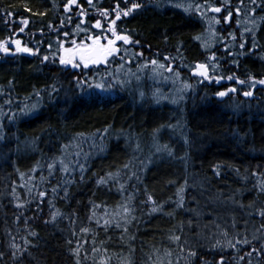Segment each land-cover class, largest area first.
<instances>
[{
	"label": "trees",
	"instance_id": "16d2710c",
	"mask_svg": "<svg viewBox=\"0 0 264 264\" xmlns=\"http://www.w3.org/2000/svg\"><path fill=\"white\" fill-rule=\"evenodd\" d=\"M176 1L178 8L161 0L143 1L142 8L117 23V27L139 39L143 47L136 50L144 52L143 58L135 59L133 48L123 46L121 51L128 48V58L133 60L123 64L124 70L148 65L154 58L169 63L163 60L165 55L174 58L173 71L168 73L183 85L178 101L176 96L170 97L172 102L157 101L159 89L151 93L149 88L139 91L128 83L125 87L120 82H124L122 73L121 80L110 78L111 89L107 92L82 90L76 87L75 70L63 68L58 61L51 62V55L49 62L42 63L41 56L0 53V136L4 137L0 140V251L9 252L8 233L17 235L19 230L16 242L22 243L20 237L26 235L24 217L35 216L29 225L38 236L28 237L35 247L24 254L22 264H75L76 258L69 252L75 245L70 246L66 241L81 237L88 240L84 248L89 253L84 259L81 251V264H100L101 258L104 264H169V260L171 264H188L183 258L186 252L179 251L171 236L180 235L181 242L187 240L203 251L202 246L208 243L206 238L217 231L216 224L231 231L233 220L241 228L245 219H258L249 218L240 204L264 205V193L259 192V182L264 177L251 175L252 171L264 173V97H261L264 93L256 89L254 98H245L239 92L241 86L234 81L200 83L191 72L196 63H207L210 75L235 73L241 79L248 75L264 78V59L260 58L264 56V11L258 9L251 18L234 15L227 24L223 21L209 24L208 17L223 13H206L202 17L184 9L189 3H203V0ZM236 2L232 0L233 6ZM60 3L61 0H0V12L10 11L16 13V18L30 19L25 31L18 33L21 25H5L4 17L0 16V42L20 39L29 47L40 48L41 54H49L47 46L51 42L54 52L59 34L47 24L54 22L58 27L60 19L67 20V14H62L58 7ZM98 3L110 9L115 0H98ZM211 3L218 4L219 0ZM25 6L33 11H46L48 15L22 16ZM89 14L95 17L98 11L92 9ZM76 19L73 14V24L61 31L76 33ZM87 21L89 24L92 18ZM245 28L253 29L258 50L254 56L240 57L237 67L223 49L225 45L233 48L242 33L251 43L252 33L244 32ZM229 32L237 36L236 42ZM83 35L77 33L75 38ZM72 38V35L67 38L59 35L66 45ZM213 53L216 61L209 59ZM115 61L116 58L107 70L100 67L97 74L90 69L85 76L92 83L111 71L115 77L123 63ZM164 72L167 71L161 69ZM185 84L191 87L185 88ZM229 86H236L238 92L225 97L215 95ZM25 104L39 107L33 116L13 121L12 114ZM241 106L250 112L241 111ZM156 144L167 145L171 155L167 151L157 153ZM76 152L80 153L78 157ZM61 159H70L73 165L78 160L86 169L83 180L78 168L71 173L66 199L60 198L62 190L59 196H53L50 190L57 182L63 189L68 180V174L59 170ZM53 160L57 162L56 170L49 177L47 164ZM216 165H220L219 177L212 171ZM102 178L105 183L99 184ZM180 188L183 191L178 193ZM38 189L47 190L48 195L41 205L43 211L36 213L32 198ZM148 195L163 205L162 211L151 212V202L143 203ZM233 195L235 204L229 200ZM180 196H183V208H177L174 203ZM48 200L53 201L54 207ZM16 203L24 207L16 208ZM124 204L135 209L132 214L136 219L127 225L128 232L114 226L107 231L97 227L96 220L103 225L105 219H112L113 224L121 219L116 213L122 212ZM56 209L62 215L55 223L46 225L44 220H51L50 213ZM173 209V215H168ZM19 213L24 215L17 223ZM81 227H87L89 232L72 237V230ZM93 240L100 249L94 254ZM0 264L15 262L6 255Z\"/></svg>",
	"mask_w": 264,
	"mask_h": 264
},
{
	"label": "snow or ice",
	"instance_id": "6c2138e0",
	"mask_svg": "<svg viewBox=\"0 0 264 264\" xmlns=\"http://www.w3.org/2000/svg\"><path fill=\"white\" fill-rule=\"evenodd\" d=\"M123 3V7L121 4ZM61 10L62 14H67V20L60 19L59 26L57 27L54 22H50L47 24V27L50 30L56 31L59 35H63L67 38L69 35H72L74 38L71 39L70 45L65 46L66 41L59 39V35L56 39V49L53 52V44L50 42L47 46L49 54H41L40 48H32L23 44L20 39H12L10 41L0 42V53H4L5 55H17V54H27L29 56H41V62L46 63L50 61L55 63L58 61L59 65L64 68H71L74 71L73 75L76 79V87L82 90H90L95 92H107L111 89L110 78L115 75L114 72H109L106 76L101 75L99 81L92 83L85 76V72L89 69H94L99 74L100 66L103 65L105 70L112 63L113 58H118L119 61L123 62L120 64V67H123L124 63H132L133 60L128 58L129 49L124 48L123 52L121 48L123 46H131L133 48V57L135 59H141L144 57V52L142 50H136L138 48H142L141 41L139 39H134L131 35L130 31H121L118 30L117 21L122 18H127L132 13L136 12L142 7V3L140 0H115V4L110 9L103 8L99 6L98 0H61L60 5L58 6ZM96 9L98 11L99 18L92 22L90 25L88 24L87 17L89 15L90 10ZM264 11V0H237L235 6L232 4V0H219L218 4L211 3V0H203V3H189L187 7H185L186 12H196L200 16L204 17L206 13L213 14H221L223 15H213L208 17L209 24L213 21L216 24H220L221 21L224 23H230L234 15L236 16H245V17H255L257 14V10ZM25 12H29L32 16H40L44 17L48 15L46 11H33L32 8L25 6L23 9ZM73 14L76 16L75 28L76 33H70L69 31H61L62 29L68 27L73 24ZM0 16L4 17V24L11 25L18 23L21 25L19 27L18 33H23L25 28L30 23V19L27 17H18L16 18V13L10 11H2L0 12ZM12 31L11 28H9ZM95 30V31H93ZM244 32L252 33L251 43L246 39L243 33L240 36V41L235 43L233 48H229L227 45L224 46V53L228 57H232L231 63L235 64L239 67V58L243 56H254L257 54L258 44L256 42V37L251 28H245ZM18 33H16L18 35ZM77 33H84V35L79 39V42L75 38ZM40 34L43 36V29L40 30ZM229 36L233 42L237 41V36L233 33L229 32ZM168 37L165 34L164 40L167 41ZM9 43L14 45V50L9 47ZM39 43H43L42 41ZM151 46L149 45V48ZM180 51V48L177 49ZM264 59V56L260 57ZM174 58L165 55L163 60L169 63H161L157 59H152L150 64L159 69H165L168 72H172L173 68L171 65V61ZM210 60L216 61L217 56L213 53L210 57ZM143 67H147V63L143 65ZM215 65H213V68ZM209 65L207 63H196L194 69L192 70V75L201 78L200 83H204L207 81L211 84L213 81L216 84H220L221 81H234L235 85L241 86L239 92L245 98H254V93L257 87L264 88V78H257L254 75H248L245 79H241L233 74L226 75H210L208 71ZM176 75L179 76V72H176ZM11 83V82H9ZM191 87V85L185 84V88ZM238 92V88L236 86H229L223 91H217L215 93L218 97L228 96L229 93L236 94ZM39 95V93H37ZM94 99H99V97H94ZM11 103V101H8ZM38 104L27 105L19 110L18 113H13L11 119L15 121L16 119L31 117L35 114L38 109ZM107 133V129L104 130ZM4 137L0 136V140H3ZM67 146H65L66 148ZM155 149L157 153L160 152H168V155H171V151L168 150L167 145H155ZM80 153L76 152L75 156H79ZM56 161L53 160L51 163L47 164L48 175L52 177L55 172ZM60 171L68 174V180L65 182V187L61 189V184L57 182L55 185L51 187V192L53 196H59L61 190L63 191V196H60L61 199H66L68 196L67 183L72 182L71 173L79 169L81 172L80 179L83 180V172L86 170L85 165L79 163L77 160L76 164L73 165L72 161L68 159H61L59 161ZM125 168H129L130 165H125ZM220 165H216L213 168V172L215 176H220L219 171ZM237 174L239 175V169H236ZM133 176L136 175L135 172L132 173ZM252 176H261L264 177V173H260L258 171H252ZM23 177V174H21ZM132 177L130 176L129 179ZM247 179V176L244 177ZM41 180H44V177L41 176ZM51 183V180H49ZM99 184L105 183V179H100L98 181ZM186 183V182H185ZM123 184H121V188L123 189ZM183 189H178V193L182 192ZM259 192L264 193V180L259 182ZM13 196H15V188L12 189ZM48 195V191L45 189H38L36 196L32 198V202L35 203V212H42L43 209L41 205L45 201V197ZM131 199V197H129ZM229 200L232 201L233 204L236 203L235 197L229 196ZM151 202L152 208L151 212H157L163 210V205L158 204L151 195H148L147 201L143 203ZM222 203H226V201H221ZM48 203L51 207H54L53 201L48 200ZM177 208H183L184 200L183 196L177 201H174ZM16 208H23L24 204L16 203ZM94 208L100 207L99 205H93ZM241 208H246V215L251 217H257L258 219L253 221L251 219H245L243 222V226L241 228H237L236 221L233 220L231 224V231L228 228L221 229L219 224H216L217 231H214L208 239V243L204 247V250L201 251L199 247H193L187 240L181 242L180 235H173L170 238L177 242V247L181 253L186 252V256L183 257L188 261V264H253V260L256 261V264H264V205H255L249 204L247 206L240 204ZM122 212L116 213V215L120 216L121 219L116 220L115 224L112 223V219H105L103 225H101L99 220H96L97 227H103L105 231L109 227L122 228L123 232H128L127 225L131 223L132 220L136 219V216L133 215L135 209L129 207V205L124 204L121 205ZM247 209H251L247 211ZM173 212H169L168 215H173ZM23 213H19L16 215V222L19 223ZM51 220H44V223L47 225L48 223H55L57 217L61 216V212L59 209H56L54 212L50 213ZM105 215L108 216L109 213L105 212ZM36 217H24V231L26 235L21 236L20 239L22 243H17V236L19 235V230L17 231V235H12L11 240L8 243L9 252L5 253L4 251H0V262H3L5 256L8 255L15 262V264H22L24 254L28 253L30 247H35L32 240L28 239V237L36 238L38 233L34 230H31L29 225L30 219H35ZM115 217H113L114 219ZM71 224H75V220H72L71 217H68ZM91 220V217H89ZM191 223V222H189ZM89 229L87 227H81L78 231L72 230V237H77L80 233H88ZM222 237V238H221ZM66 243L68 245H75L74 247L69 248V252L76 258L75 264H81L80 254L83 250L84 259L88 258V250L84 248L85 244H88V240L81 237L80 239H72L69 238ZM100 251V249L95 247V241L93 240V247L91 252L94 254ZM107 250L105 249V252ZM30 255V253H29ZM167 255L171 256V253L168 252ZM100 264H104L103 258H101ZM169 264H171V260H169Z\"/></svg>",
	"mask_w": 264,
	"mask_h": 264
},
{
	"label": "rangeland",
	"instance_id": "374dc122",
	"mask_svg": "<svg viewBox=\"0 0 264 264\" xmlns=\"http://www.w3.org/2000/svg\"><path fill=\"white\" fill-rule=\"evenodd\" d=\"M80 38L77 39L78 42ZM69 45L70 42L68 45L65 44L66 47ZM117 61H119L118 58H116L115 62ZM102 67L104 66L102 65L101 68ZM123 67L118 68L119 70L117 69L116 76H113V78H119L121 80L120 74L122 73L124 82H122V80L120 82L123 83L125 87H128V85L125 84L128 83L139 91L149 88L151 93H155L159 89L161 90L157 96L159 99L157 101L159 102L168 101L172 96H176V101H178V99L183 94L182 91H180L183 85H180V82H178L177 79L174 78L170 73H168V71L161 73V69H158L151 64H148L147 67L137 66L134 68L130 66L132 69L128 70H124ZM204 83H207V81H204ZM257 89L264 93V88L258 86ZM170 102H172L171 99Z\"/></svg>",
	"mask_w": 264,
	"mask_h": 264
},
{
	"label": "bare ground",
	"instance_id": "6f19581e",
	"mask_svg": "<svg viewBox=\"0 0 264 264\" xmlns=\"http://www.w3.org/2000/svg\"><path fill=\"white\" fill-rule=\"evenodd\" d=\"M144 1H148V0H144ZM162 2H164V3H166L167 5H169V6H172L173 8H178V4H177V1L176 0H161ZM144 3V2H143ZM31 14L29 13V12H22V16H30ZM10 48H12L13 50H14V45L12 44L11 45V47ZM64 68V67H63ZM66 69H68V68H66ZM69 69H71L70 67H69ZM72 70V69H71ZM74 71V70H73ZM261 97H264V95H262ZM240 108H242L241 109V111H246V110H248L247 108H245V106H241ZM249 112H250V110H248Z\"/></svg>",
	"mask_w": 264,
	"mask_h": 264
},
{
	"label": "flooded vegetation",
	"instance_id": "af4514ba",
	"mask_svg": "<svg viewBox=\"0 0 264 264\" xmlns=\"http://www.w3.org/2000/svg\"><path fill=\"white\" fill-rule=\"evenodd\" d=\"M143 1H144V0H140V2L142 3V5L144 4ZM144 2H145V1H144ZM141 8H142V7H141ZM141 8H140V9H141ZM140 9H139V10H140ZM139 10H137V11H139ZM134 13H135V12H134ZM134 13H132V14H131L130 16H128L127 18H125V20L128 19V18H130L131 16H133ZM88 18H90V19L92 18V21L89 23V25H90L92 22H94L96 19L99 18V15H96L95 17H90V14H89L88 17H87V20H88ZM123 19H124V18H122L121 20L117 21V23L121 22ZM126 30H128V29H126ZM93 31H95V30H93ZM101 66H102V65H101ZM89 70H90V69H89Z\"/></svg>",
	"mask_w": 264,
	"mask_h": 264
},
{
	"label": "water",
	"instance_id": "95a60500",
	"mask_svg": "<svg viewBox=\"0 0 264 264\" xmlns=\"http://www.w3.org/2000/svg\"><path fill=\"white\" fill-rule=\"evenodd\" d=\"M22 55H27V54H22ZM29 56V55H28ZM191 75H192V72H191ZM193 76V75H192ZM193 77H196V76H193Z\"/></svg>",
	"mask_w": 264,
	"mask_h": 264
}]
</instances>
